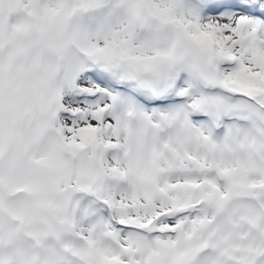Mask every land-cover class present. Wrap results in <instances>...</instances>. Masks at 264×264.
<instances>
[{
  "label": "snow or ice",
  "instance_id": "obj_1",
  "mask_svg": "<svg viewBox=\"0 0 264 264\" xmlns=\"http://www.w3.org/2000/svg\"><path fill=\"white\" fill-rule=\"evenodd\" d=\"M0 264H264V0H0Z\"/></svg>",
  "mask_w": 264,
  "mask_h": 264
}]
</instances>
